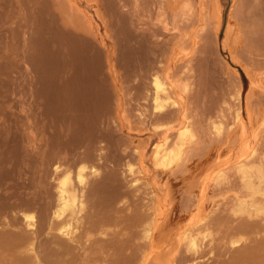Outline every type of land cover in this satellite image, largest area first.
<instances>
[{"label": "bare ground", "instance_id": "obj_1", "mask_svg": "<svg viewBox=\"0 0 264 264\" xmlns=\"http://www.w3.org/2000/svg\"><path fill=\"white\" fill-rule=\"evenodd\" d=\"M7 1L0 14L6 3L10 14L20 11L30 46L46 37L49 69L44 82L30 63L29 75L22 72L31 79L21 77L30 91L22 83L18 96L27 123L4 116L12 96L0 92V264H264V127L227 168L219 159L247 125L264 120V0H236L224 25L223 16L185 10L168 19L159 7L151 20L174 30L178 46L183 27L208 25L187 57L145 28L147 0L103 3L112 13L111 48L85 14H64L50 0H17L15 11ZM137 128L149 134L135 143L126 131ZM208 169L216 171L212 195L201 188ZM144 170L151 181L139 177ZM164 171L165 198L178 191L180 215H198L173 246L161 240L172 212L158 207L154 191Z\"/></svg>", "mask_w": 264, "mask_h": 264}, {"label": "rangeland", "instance_id": "obj_2", "mask_svg": "<svg viewBox=\"0 0 264 264\" xmlns=\"http://www.w3.org/2000/svg\"><path fill=\"white\" fill-rule=\"evenodd\" d=\"M13 1V2H12ZM9 0V2L8 3H12L15 7H14V9H16V6H17V0ZM148 1L149 0H147V2H146V5H145V8H146V15H145V17L148 15V17L150 18V20L148 21V19H147V21H145L146 22V24H145V28L147 29V30H152V31H154L153 29H155V31H156V33H157V35L159 36L158 37V39H157V41H160L161 43H163V44H165V45H168V43H170L169 41H172L170 44H172L173 43V41H174V43H173V45H175V47H177V50H176V56L178 57H180V56H182L183 54L185 55V53H186V57L187 56H190V51L192 50V46H194L195 44L193 43V41H192V37L194 36V34H196L201 28H204V27H208V25L207 26H205V23L203 24L201 21H196L195 23H191L190 25H187V27H183V30H184V32L185 33H187L186 35V41L184 42V43H182V45H177V42H176V39H175V36H176V32L174 31V30H171V31H169V30H165L163 27H162V24L161 23H157V24H153V22H152V20H154L155 21V15H156V17H157V12L159 11V7H161V9H162V7H164L165 9V16L168 18V16L167 15H174L175 13L176 14H179V12H180V14H181V12L183 11V10H185V11H183L182 12V14H184V12H185V14L186 15H188L189 14V16H191V17H196L197 15V17H201V18H205V16H207V17H209V16H211L212 14V19L214 18V17H216L217 18V16L218 17H220V16H223L224 17V19H223V25L225 24V22H227V16H229L230 14H233V10H234V5H235V3H237V1L236 0H156V2L155 1H153V0H150L149 1V3H148ZM152 1V2H151ZM215 1V2H214ZM50 2L53 4V5H56V6H59L61 9H63V11H64V14H75V15H78V16H82L83 14H85V15H87V16H89L90 18H91V21H93V25H94V27L97 25H99L98 27L101 29V30H99V32L101 33V35L102 36H106L107 37V35H108V33L110 34V36L112 37H114V32H113V30L111 29L112 27L109 25V21L108 20H106V19H109L108 17L107 18H105L108 14H112L111 13V10H109V8H108V10H109V12L106 10V8H105V6L107 7L108 5H107V1L106 0H50ZM165 2H166V4H165ZM186 2H187V4L191 7H189L187 4H186ZM103 3H106L105 4V6H104V4ZM160 3H161V5H160ZM103 4V5H102ZM186 4V5H185ZM102 5V6H101ZM148 5V6H147ZM183 5H185V6H183ZM8 6H12L11 4H8L7 5V3H6V7L8 8H6L5 7V10H6V12H1V16H0V81H2V82H4L3 84H4V86L6 87V88H4V87H2L3 85H1V87H2V89H0V92H4L3 93V95L4 94H7V91H8V94L7 95H11L9 98V102L7 103V106H10V104H11V108L10 107H7L6 106V113L4 112V116L6 117V118H9V117H11L12 119H14V118H16L17 117V119H19V120H16L15 122L17 123V121H18V123H27L28 122V117H27V111H28V109H27V111L26 112H24V111H21V99H18L19 97L18 96H20L19 95V93H21V92H19V90L21 91V87H20V85L22 84V83H24L23 85L25 86V89H26V91L28 92V91H30V83H31V79H29L30 77L29 76H27V75H29L27 72H26V69H25V67L27 66V65H29V63H30V69H34V68H37V69H35L36 71H37V73L40 71H42L41 73V75H38L37 73H34V74H37V76L39 77H36L35 75V78H36V80L37 79H41V77H43V76H48V66L47 67H44L43 65L45 64V59H46V55H43V54H45L46 53V51H43V49L45 48V47H47V46H45L46 44L45 43H47V42H45L44 43V41H46V37L44 36V34H40L39 36L42 38V40H40V37H38L39 39H36V41H34L35 42V44H34V42L32 41V45L30 46L29 44H31L30 43V41H31V39H29V38H26V40L29 42H26V40L24 39V36L26 37L27 35L30 37L31 35H29L30 34V28H29V26H28V28H27V25H25V24H21V23H25L24 21H22V15H21V13H17V12H20V11H17V9H19V8H17L15 11H17V12H15V14H10V11L8 12V10H11ZM13 7V6H12ZM17 7H19V6H17ZM103 7H104V9H103ZM109 7V6H108ZM152 7V8H151ZM28 8V7H27ZM29 10V9H28ZM103 10H105L106 12L104 13V11ZM125 11H126V13L125 14H129V10L127 9H125ZM124 11V12H125ZM29 12V11H28ZM149 12H150V14H149ZM156 12V13H155ZM6 13V14H5ZM9 13V14H8ZM159 13V12H158ZM19 16H18V15ZM103 14V15H102ZM194 14V15H193ZM214 14H216L217 16H214ZM228 14V15H227ZM91 15V16H90ZM104 16L103 18H102V16ZM159 15V14H158ZM170 15H169V17H170ZM196 15V16H195ZM6 18H5V17ZM13 16V17H12ZM109 16V15H108ZM165 16H163V14H162V17H165ZM3 17V18H2ZM10 17V18H9ZM148 17H146V18H148ZM172 17V16H171ZM196 17V18H197ZM152 19V20H151ZM169 19V18H168ZM102 20H104V21H102ZM226 20V21H225ZM18 21H19V24H18ZM106 22H107V24H106ZM5 23V24H4ZM97 23V24H96ZM104 23V24H103ZM11 24V25H10ZM96 24V25H95ZM152 24V25H151ZM14 25V26H13ZM18 25V26H17ZM101 25H103V27H101ZM105 25V26H104ZM106 25H107V28H106V31H107V34L105 33L106 31H105V27H106ZM149 25V26H148ZM24 26H26V27H24ZM147 26H148V28H147ZM18 27V28H17ZM98 27H96V28H98ZM109 27V28H108ZM14 28V29H13ZM21 28V29H20ZM225 28V27H224ZM223 28V29H224ZM11 29V30H10ZM26 29V30H25ZM27 31V33H25L24 34V32L23 31ZM14 31V32H13ZM22 31V32H21ZM29 31V32H28ZM105 31V32H104ZM158 31V32H157ZM12 33V34H11ZM102 33H104V35L102 34ZM14 34V35H13ZM17 34V35H16ZM22 36H21V35ZM13 35V36H12ZM42 35V36H41ZM7 36V37H6ZM16 36V37H15ZM44 36V37H43ZM109 35H108V37H109V42H108V46H109V48H111L112 46H111V44H113V41H111V37H110ZM19 37V38H18ZM107 37V38H108ZM23 38V39H22ZM2 39V40H1ZM114 38H112V40H113ZM25 40V41H24ZM42 42V45H44V46H42V45H40V44H38V47H36V43H39V42ZM165 41V42H164ZM167 41H168V43H167ZM28 43L27 45H26V43ZM44 43V44H43ZM23 44H24V46H23ZM169 44V45H170ZM34 45V46H33ZM28 46H30L31 48H32V50H31V48L30 47H28ZM41 46V47H40ZM44 47V48H43ZM35 48H37V49H39V48H41V49H39V50H34ZM179 49V50H178ZM33 50H34V53H36V54H33ZM44 50H46V48L44 49ZM36 51V52H35ZM40 53H39V52ZM43 51V52H42ZM31 52V53H30ZM33 54V55H32ZM31 55L35 58V56H37L35 59L34 58H32L31 57ZM30 57L32 58V59H30ZM25 58H27L28 60H29V62L27 61V59L25 60ZM38 58L40 59L39 61H38ZM25 60V61H24ZM31 60H33L32 61V63L34 62V64L33 65H31ZM37 60V61H36ZM14 63H13V62ZM26 61L28 62V64L26 63ZM10 62H12L11 63V65L9 64ZM36 62V63H35ZM44 64H43V63ZM5 63V64H4ZM21 63V64H20ZM18 64H20V65H18ZM2 65V66H1ZM8 65V66H7ZM39 65H41V66H39ZM15 66H17V67H15ZM38 66L39 67H41L40 69L41 70H39V68H38ZM3 67V68H2ZM15 68V69H14ZM46 68H48V69H46ZM6 69V70H5ZM23 69V70H22ZM46 69V71H45V73H43L44 71L43 70H45ZM12 70V71H11ZM35 71V72H36ZM22 72H25V74H27L26 76L28 77V78H26V76H25V74L24 73H22ZM7 73V74H6ZM19 74V75H18ZM43 75V76H42ZM23 76V77H22ZM46 76V77H47ZM25 78L26 80L28 79V80H30L29 82H27L25 79H23L22 80V78ZM46 77H45V80H46ZM44 78V77H43ZM17 79V80H16ZM19 80V81H18ZM44 79H41V81H43ZM44 80V81H45ZM8 81V82H7ZM24 81V82H23ZM43 81V82H44ZM1 82V83H2ZM7 82V83H6ZM10 82H12V84L10 83ZM26 82V83H25ZM0 83V84H1ZM10 83V84H9ZM34 84V86H35V88L38 86V83H36L35 84V81L33 82ZM13 85H14V90H12L13 89ZM17 85V86H16ZM28 85V86H27ZM12 88V89H10V87ZM20 87V88H19ZM28 87V88H27ZM4 88V89H3ZM7 88H9L8 90H7ZM6 89V90H5ZM12 90V92H13V94L10 92ZM25 91V92H26ZM14 94H18L17 96H15ZM29 95H31V94H27L26 96V98H25V100L23 101V104H27V106L28 105H30L31 103H29V101L30 102H33L32 100H34V98H31L32 97V95L30 96V98H29ZM0 96H2L1 95V93H0ZM12 98H13V100H12ZM16 98V99H15ZM31 99V100H29V99ZM20 100V101H19ZM27 101V102H26ZM25 102V103H24ZM29 103V104H28ZM9 104V105H8ZM33 104V103H32ZM13 105V106H12ZM18 105H19V107H18ZM8 108H10L9 110H8ZM19 108H20V110H19ZM28 108V107H27ZM14 109V110H13ZM12 114H11V113ZM14 112V113H13ZM19 112H21V113H19ZM9 113V115H7ZM16 113V114H15ZM26 115H25V114ZM14 114V115H13ZM19 114V115H18ZM11 115V116H10ZM21 115V116H20ZM14 117V118H13ZM22 119V120H21ZM259 121H258V123H253L252 125H247L246 127H245V129L246 130H248V131H246L245 130V132H244V134H245V136L244 137H242L243 135H241V137L240 138H242L241 140L239 139L237 142V146L235 145V146H231L232 147V149H231V147L229 148V149H227L228 150V153H227V151L225 150V153L223 152L222 154H221V156L219 157V159L222 161H224V160H226V162L227 163H224L223 161V163L221 164V162H220V164L223 166V164H224V166L225 165H230V164H232L233 162L232 161H236V160H238L239 158H237L238 156H237V154L238 155H240L241 153V149H244V150H242L243 152H245V149L247 148L246 146L243 148L242 146L243 145H247L246 144V140H249V139H252L253 138V133H255V131H256V133L257 132H259V130H261V128L262 127H264V126H262L263 125V123L262 122H264V120H262L261 119V117H259ZM24 120H27V121H24ZM21 121V122H20ZM37 121H39V119L37 120ZM262 121V122H261ZM259 122H261V123H259ZM254 124H256L255 126L257 127V129H258V131H257V129L255 128H253L254 127ZM27 125V124H26ZM249 126V127H248ZM138 130H136V129H134V130H128V131H126V133L129 135V136H131V137H133L134 138V140H135V143H137V139L139 140L140 138L142 139V138H145L146 136H148V134H149V131H147L146 129V131L145 130H143V128H137ZM240 129V128H239ZM251 129V130H250ZM255 130V131H254ZM253 131V132H252ZM252 133V134H251ZM252 137V138H251ZM248 138V139H247ZM240 141V142H239ZM244 141H245V143H244ZM244 143V144H243ZM239 144L241 145V146H239ZM152 146V145H151ZM240 148H239V147ZM235 147V148H234ZM238 147V148H237ZM235 150H234V149ZM151 147L149 148V153H150V151H151ZM248 149V148H247ZM247 149H246V151H247ZM232 150V153L230 152L229 153V151H231ZM234 152H236V153H234ZM242 152V153H243ZM148 153V154H149ZM230 156H229V155ZM237 156L235 159H234V157L235 156ZM231 156H234L233 158L231 157ZM239 157H241V156H239ZM227 158L229 159V158H231V159H229L228 161H229V163H228V161H227ZM218 159V160H219ZM230 162H232V163H230ZM151 164V162L149 163L148 161L147 162H145V165H146V167L145 168H148V169H150L149 167H151V169L150 170H152L153 169V164L152 165H150ZM224 166L223 167H221V168H224ZM227 166H225V168H227ZM212 167V169L214 168V167H216L215 165H214V167L213 166H211ZM211 167H210V170H211ZM155 170H158V171H160L159 169H155ZM214 170H218V167H216ZM145 171V170H144ZM143 171V172H144ZM207 171V170H206ZM203 172L201 175H200V178L201 179H203V182H204V184H206V186L204 185H202L201 186V188L203 187V190H207L208 192H206V191H204V193L206 192V194L205 195H208V193H209V195H212L211 193H213V189H212V186L211 185H213V182H214V177H215V175H216V171H209V169H208V171L207 172ZM161 172V171H160ZM167 172V171H166ZM165 171H164V175L161 173L160 174V176H159V181L160 182H158L157 184V186H155V188H154V191H155V189L157 188V190L155 191V193L157 194V196H159V199H160V201L158 202V207L161 209V210H163L164 212L165 211H168L169 212V210H171V212L172 213H170V217L169 218H171V222H169L166 226L168 227H165V229H164V233H165V238H164V240L163 239H161L162 241H164V244H167V246H171L172 245V243H173V241H174V243H173V245H176L177 244V242L179 243L180 242V240H181V236L185 233V230L186 231H188V228H190L194 223H195V221H197V218H198V215H196V211H195V209H194V211H193V209L191 210L192 212H190V213H188L187 214V212L186 213H184V214H182L183 215V217H182V215H180V210L178 209L177 210V208H178V204H179V199H180V197L178 198V196H180V193H178V191H176V190H173L172 189V191H173V193L175 192V193H178V194H173L174 195V197L175 198H173V199H168V197H166L165 198V190L163 191L162 190V186L163 185H165V182L166 181H168V177H167V174L168 173H166ZM148 175H147V171H145L144 173H141V175L139 176L141 179H145V180H149V181H151V178L150 177H147ZM162 176V177H161ZM162 181H161V180ZM165 179H167V180H165ZM205 179V180H204ZM201 181V180H200ZM205 181H207V183L205 182ZM164 182V183H163ZM170 183H174V181H170ZM162 186H161V185ZM161 186V187H158V186ZM174 187H176V186H174L173 185V188ZM204 187H206L207 189H205ZM211 187V188H210ZM198 188V187H197ZM195 189L194 191L196 192V193H199V191H203L202 189L201 190H199V188L198 189ZM210 189H211V191H210ZM165 199V200H164ZM169 200V201H168ZM171 200H176V201H178L177 202V205H175L176 204V201H175V203H174V201H173V203L172 202H170ZM166 201V202H165ZM168 201V202H167ZM163 202V203H162ZM169 202H170V204L172 203V205H173V207L171 208L170 206L171 205H169ZM168 203V204H167ZM160 205V206H159ZM169 205V206H168ZM168 207V208H167ZM170 207V208H169ZM176 207V208H175ZM210 207V206H209ZM173 210V211H172ZM176 210V211H175ZM174 212V213H173ZM177 212H178V214H177ZM180 212V213H179ZM194 212V213H193ZM174 214V215H173ZM192 215L193 214V216H195V217H193V216H191L190 217V215ZM172 215V216H171ZM185 215V216H184ZM187 215H189V216H187ZM177 217V218H176ZM180 219H179V218ZM190 217V218H189ZM194 219H193V218ZM163 218V217H162ZM162 218L160 217L159 219L160 220H162ZM174 218V219H173ZM192 218V219H191ZM159 220V221H160ZM176 221V222H175ZM193 222V223H192ZM189 223V224H188ZM170 225V226H169ZM176 226V227H175ZM178 227V228H177ZM174 228V229H173ZM172 229V230H171ZM176 229V230H175ZM180 229V230H179ZM175 230V231H174ZM174 231V232H173ZM170 232V233H169ZM166 234L167 235H169V237L168 236H166ZM181 235V236H180ZM177 236V237H176ZM174 237H176V238H174ZM169 238V239H168ZM177 238H179V239H177ZM168 239V240H167ZM175 239V240H174ZM178 241H177V240ZM171 240V241H170ZM175 241H176V243H175ZM172 245V246H173ZM152 257V256H151ZM158 262H164V261H162V260H164V259H162L161 258V261H160V258H158V259H156Z\"/></svg>", "mask_w": 264, "mask_h": 264}]
</instances>
